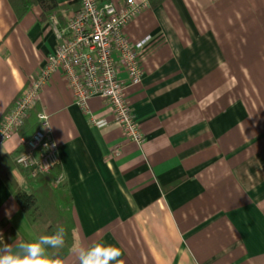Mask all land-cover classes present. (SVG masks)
I'll use <instances>...</instances> for the list:
<instances>
[{
  "label": "crops",
  "instance_id": "obj_1",
  "mask_svg": "<svg viewBox=\"0 0 264 264\" xmlns=\"http://www.w3.org/2000/svg\"><path fill=\"white\" fill-rule=\"evenodd\" d=\"M147 1L126 28L142 55L127 89L141 145L104 99L83 112L59 72L39 93L74 232L121 247V264H264V0ZM56 2L64 28L78 2ZM39 14L17 19L0 0V118L57 45ZM21 143L13 134L0 154ZM12 175L24 183L17 166ZM0 236L13 249L37 237L1 178ZM63 260L76 264L72 252Z\"/></svg>",
  "mask_w": 264,
  "mask_h": 264
},
{
  "label": "built area",
  "instance_id": "obj_2",
  "mask_svg": "<svg viewBox=\"0 0 264 264\" xmlns=\"http://www.w3.org/2000/svg\"><path fill=\"white\" fill-rule=\"evenodd\" d=\"M76 1L78 9L69 12L64 28L59 27L56 17H51L57 45L0 118V143L17 133L54 72L62 76L83 112L89 113L91 98L104 99L123 137L137 145L143 143L127 99L128 87L142 80L141 48L127 36L126 28L149 8L148 1ZM22 143L25 151L16 159V165L28 175L48 171L58 162V147L45 113H38V128Z\"/></svg>",
  "mask_w": 264,
  "mask_h": 264
},
{
  "label": "trees",
  "instance_id": "obj_3",
  "mask_svg": "<svg viewBox=\"0 0 264 264\" xmlns=\"http://www.w3.org/2000/svg\"><path fill=\"white\" fill-rule=\"evenodd\" d=\"M17 19H21L33 7L40 10L39 18L45 21L50 17L60 20L64 17L62 10L56 0H7ZM154 4V3H153ZM38 105L34 106L24 118L17 129L21 139H28L38 128ZM25 151L21 143L13 151L0 154V178L11 193L13 199L24 214L28 224L38 237L51 234L55 229L63 225L68 231V246L64 249L52 250L53 259H65L71 252L73 244L72 234L75 231L73 219V201L69 190L64 183H60L61 171L58 164L45 172H38L34 176L21 169L24 183L15 180L12 175L17 166L16 159ZM179 180L173 181L165 186V189L174 186Z\"/></svg>",
  "mask_w": 264,
  "mask_h": 264
},
{
  "label": "clouds",
  "instance_id": "obj_4",
  "mask_svg": "<svg viewBox=\"0 0 264 264\" xmlns=\"http://www.w3.org/2000/svg\"><path fill=\"white\" fill-rule=\"evenodd\" d=\"M3 237L0 236V240ZM68 231L58 226L51 234L40 235L29 241L19 242L15 249L0 243V264H71L70 261L53 259L52 250L68 246ZM71 252L76 264H121L123 250L116 244L95 242L89 245L80 243L75 232L72 234Z\"/></svg>",
  "mask_w": 264,
  "mask_h": 264
}]
</instances>
